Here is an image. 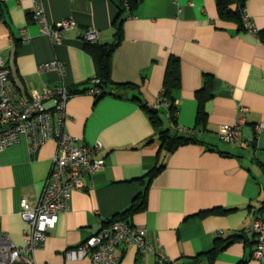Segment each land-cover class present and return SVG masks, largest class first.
Instances as JSON below:
<instances>
[{
	"label": "crops",
	"instance_id": "0c3cea01",
	"mask_svg": "<svg viewBox=\"0 0 264 264\" xmlns=\"http://www.w3.org/2000/svg\"><path fill=\"white\" fill-rule=\"evenodd\" d=\"M39 1L49 24L64 17L76 24L61 29L54 41L32 18L34 0H0V50L10 68L14 98L28 99L45 84L88 85L96 70L84 47L83 31L97 29L99 42L114 38L116 7L111 0ZM216 2L141 0L125 17L123 36L111 58L112 80L132 82L136 89L120 87L119 94L98 98L86 91L68 97L66 129L85 142H101L105 164L85 175L84 188L71 194L69 207L58 214L34 252L39 264H90L87 256L66 258L65 251L131 203L144 189L145 181L139 178L156 164L158 152L164 166L150 182L146 208L129 217L146 227L155 248L143 253L136 244L120 241L117 264H156L159 252L169 258L166 264H235L240 259L264 264V258L252 256L254 243L240 238L211 262L208 257L217 237L251 228L256 216L264 217V40L239 28L233 19L220 17ZM245 10L258 29H264V0H245ZM22 26L30 33L27 41L20 38ZM169 54L181 62L180 87L173 93L175 121L168 101L160 97ZM54 58L64 63L62 76L56 69L38 70L40 63ZM204 73L213 75V95L204 102V122L197 123L195 93ZM134 93L158 109L163 127L202 128L195 135L204 143L181 144L164 155L156 129ZM239 116L241 138L221 140L218 126ZM55 149V141L49 139L32 152L20 135L0 150V228L17 245L24 241L26 226L19 214L21 198L36 203ZM214 206L233 209L197 214Z\"/></svg>",
	"mask_w": 264,
	"mask_h": 264
},
{
	"label": "built area",
	"instance_id": "2783aa9c",
	"mask_svg": "<svg viewBox=\"0 0 264 264\" xmlns=\"http://www.w3.org/2000/svg\"><path fill=\"white\" fill-rule=\"evenodd\" d=\"M32 18L40 24L43 33L54 41L60 38V30L75 26L76 21L64 17L53 24L46 19L44 7L39 0H34ZM244 28L257 35L258 27L246 12L242 11ZM20 38L27 41L30 33L26 26L19 28ZM84 41L98 40V30L85 28L81 35ZM64 63L57 58L39 64L38 70L56 69L60 76L64 73ZM92 81H98L93 76ZM88 93L95 95L98 89L90 87ZM71 94L65 84L56 86L44 85L33 90L28 99L14 98L10 91V68L0 50V150L24 135L33 152L46 140L52 139L56 149L51 157V166L45 177L42 190L36 203L31 204L25 197L21 198L19 214L24 220V241L17 245L0 228V264H10L18 261L20 264H39L34 252L45 241L48 230L54 227L58 214L70 205L71 194L82 190L85 186L84 176L93 175L105 164L101 154L102 144L99 141L88 143L71 134L66 129L69 116L65 111V103ZM47 100L51 104H47ZM241 110L246 106L241 105ZM243 117L234 122L222 123L216 133L223 141L241 138L240 125ZM260 123L257 127H261ZM183 131L199 130L178 126ZM247 238L254 240L252 256L264 258V217L254 218L251 228H244ZM120 241L136 244L143 253L154 250L155 244L148 237L145 226L137 225L126 219H110L93 234L82 240L76 246L65 251L66 258H89L90 264H117L116 246ZM169 258L162 252L157 254L156 264H166Z\"/></svg>",
	"mask_w": 264,
	"mask_h": 264
},
{
	"label": "trees",
	"instance_id": "16d2710c",
	"mask_svg": "<svg viewBox=\"0 0 264 264\" xmlns=\"http://www.w3.org/2000/svg\"><path fill=\"white\" fill-rule=\"evenodd\" d=\"M116 7V14L113 18L112 25L114 27V38L112 41H104L99 42L96 41H84L83 44L85 49L91 54L96 73L94 77L98 79V81H92V78H89L88 85L84 87H76L70 88L67 87L68 92L73 95L80 92H87L88 88L95 87L98 89V93L94 96L96 98L101 97L106 94H119L117 89L120 87L132 88L136 89L137 85L132 82H115L111 78V58L112 54L121 41L123 36L122 28L123 21L127 15H130L135 7L141 0H111ZM217 11L218 15L222 18L233 19L239 28H244V23L242 19V11L245 8V0H217ZM257 35L264 40V29H258ZM181 80V62L179 56L175 54H169L165 71L163 75L162 82V93L161 100L166 99L169 104L170 110V119L175 121V114L177 110V106L174 103V91L180 87ZM213 75L204 73L203 75V83L202 86L196 91L197 98V110H196V122L202 123L205 119V111L203 109V105L206 99L213 95ZM138 92V88L136 90ZM134 98L140 101L141 106H143L149 116L150 121L154 125L156 129L157 138L160 142V151L164 152L165 155L167 152L173 151L181 144H185L188 142H198L204 143L199 140L195 133L192 131H183L177 128L171 127H163L162 119L158 113V109L155 107L148 106L144 101L141 100L140 96L137 93H134ZM192 128L202 131V128L194 125ZM208 148H213L209 144H205ZM157 161L156 164L150 168L143 177L139 179L145 181V187L142 189L131 201V203L122 211L115 214L112 219H126L130 220L129 217L133 215L135 212L143 210L147 205V190L150 185L153 177L163 168L164 161H159L160 153H157ZM264 202V199L262 200ZM261 208V206H260ZM259 208V209H260ZM233 208H227L222 206H214L211 208H206L203 210H199L197 214L205 215L209 213H225ZM242 239L245 241L250 240L252 243L253 239L247 238L243 229H239L237 232L231 233L230 235L224 237H217L214 242V246L212 249L208 251V257L210 262L214 259L215 255L218 251L223 249L228 243L236 240ZM235 264H246V259H240Z\"/></svg>",
	"mask_w": 264,
	"mask_h": 264
},
{
	"label": "rangeland",
	"instance_id": "374dc122",
	"mask_svg": "<svg viewBox=\"0 0 264 264\" xmlns=\"http://www.w3.org/2000/svg\"><path fill=\"white\" fill-rule=\"evenodd\" d=\"M164 127H166V125L164 124Z\"/></svg>",
	"mask_w": 264,
	"mask_h": 264
}]
</instances>
